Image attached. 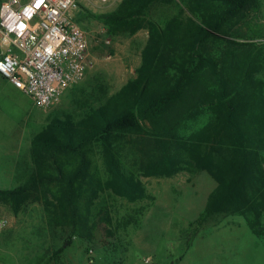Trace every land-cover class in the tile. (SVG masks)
Listing matches in <instances>:
<instances>
[{"label": "trees", "instance_id": "obj_1", "mask_svg": "<svg viewBox=\"0 0 264 264\" xmlns=\"http://www.w3.org/2000/svg\"><path fill=\"white\" fill-rule=\"evenodd\" d=\"M260 13V0H121L88 11L110 36L147 31L136 75L79 119H50L32 139L25 182L0 190V203L14 214L39 204L50 228L92 247L116 239L112 197L138 203L148 198L141 178L205 172L216 186L186 234L239 216L263 237ZM61 251L33 264H56Z\"/></svg>", "mask_w": 264, "mask_h": 264}, {"label": "rangeland", "instance_id": "obj_2", "mask_svg": "<svg viewBox=\"0 0 264 264\" xmlns=\"http://www.w3.org/2000/svg\"><path fill=\"white\" fill-rule=\"evenodd\" d=\"M120 1L77 3L74 16L87 34L95 65L46 110L37 109L24 94L4 92L0 95V136L5 133L13 139H30L41 132L33 121L40 115L48 121L67 117L77 120L135 77L147 31L114 37L87 16L88 11L111 12ZM256 18V25L264 30V8ZM198 124L191 123L190 129ZM25 180L0 177V190L17 188ZM141 180L148 198L128 203L112 197L113 221L120 225L116 239L92 247L78 238L68 240L65 230L50 228L39 204H30L14 214L8 205L0 203V264H33L39 255L51 256L59 249L62 251L56 264H90L88 249L92 250V264H145L147 259L151 264H264V236H254L242 217L217 216L194 239L186 234L216 186L208 174L180 172Z\"/></svg>", "mask_w": 264, "mask_h": 264}, {"label": "built area", "instance_id": "obj_3", "mask_svg": "<svg viewBox=\"0 0 264 264\" xmlns=\"http://www.w3.org/2000/svg\"><path fill=\"white\" fill-rule=\"evenodd\" d=\"M79 1L0 2V76L39 110L56 105L95 65L87 34L74 16Z\"/></svg>", "mask_w": 264, "mask_h": 264}, {"label": "crops", "instance_id": "obj_4", "mask_svg": "<svg viewBox=\"0 0 264 264\" xmlns=\"http://www.w3.org/2000/svg\"><path fill=\"white\" fill-rule=\"evenodd\" d=\"M263 8L264 5H261V11ZM9 90L23 94L21 91L17 90L11 83L0 76V95ZM30 102L32 103L31 100ZM26 118H28V116ZM33 121L34 123L39 124V127H41L40 131L44 129V125H47L49 123L48 119L44 115L33 118ZM36 135L30 136L31 138H28L26 140H19V138H9L5 133L0 136V148L3 149V156L0 155L1 178L26 179L28 173L32 168L30 149L32 139Z\"/></svg>", "mask_w": 264, "mask_h": 264}, {"label": "snow or ice", "instance_id": "obj_5", "mask_svg": "<svg viewBox=\"0 0 264 264\" xmlns=\"http://www.w3.org/2000/svg\"><path fill=\"white\" fill-rule=\"evenodd\" d=\"M39 6V5H38Z\"/></svg>", "mask_w": 264, "mask_h": 264}]
</instances>
